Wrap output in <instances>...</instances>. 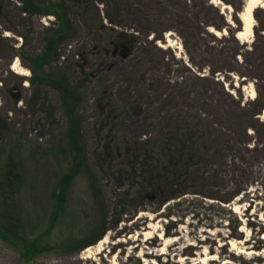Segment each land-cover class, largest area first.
Returning <instances> with one entry per match:
<instances>
[{
  "label": "rangeland",
  "instance_id": "374dc122",
  "mask_svg": "<svg viewBox=\"0 0 264 264\" xmlns=\"http://www.w3.org/2000/svg\"><path fill=\"white\" fill-rule=\"evenodd\" d=\"M245 1L79 5L75 21L81 34L60 45L63 57L56 63L33 72L31 61L42 50L44 31L57 22L53 15H25L19 0H0V264H264V189L251 187L249 194L220 207L210 195L228 197L233 167L228 163L218 178H209L220 155L211 154L210 163L194 152V138L185 140L204 121L224 127V113L242 116L228 94L242 104L258 95L264 102V8L253 10L252 34L238 39ZM225 23L229 26L222 28ZM109 27L129 33L132 41L113 52ZM14 62L26 75L11 68ZM55 65L80 82L77 140L88 152L111 127L120 145L138 140L146 150H164L173 139L178 147L191 146L181 154L188 166L180 165L181 180L172 186L183 193L180 197L130 207L127 216L117 225L111 219L101 238L87 246L103 227L94 193L100 184L113 194L116 182L106 174L99 182L90 178V170L77 164L83 160L70 151L60 94L41 78ZM216 67L240 73L214 72L220 85L213 83ZM213 100L222 106L211 105ZM256 117L264 122V109ZM224 153L228 160L242 161L228 145ZM172 155L178 158L179 151ZM243 155L240 165L247 166L253 153ZM252 165L263 178L264 154ZM160 171L164 178L165 170ZM230 207L242 238L228 236Z\"/></svg>",
  "mask_w": 264,
  "mask_h": 264
},
{
  "label": "trees",
  "instance_id": "16d2710c",
  "mask_svg": "<svg viewBox=\"0 0 264 264\" xmlns=\"http://www.w3.org/2000/svg\"><path fill=\"white\" fill-rule=\"evenodd\" d=\"M93 1L94 0H19L21 12L25 15H39V17L53 15L57 22L56 26L49 27L44 31L42 50L31 61L30 68L33 72H36L39 66L44 64L51 65V63H56L54 61L60 56L63 57L59 50L60 45L81 34L79 25L75 21V16L78 12L77 7L82 4L88 7L93 4ZM102 26L103 25H100L99 27L102 28ZM225 26L228 27L229 24L225 23L221 27L223 28ZM104 27L105 26H103V28ZM108 30L113 34V38L108 42L113 52H115L118 47H126L127 44L132 41V35L129 33L117 31L112 27H109ZM92 49H94V47ZM76 55L78 56V54ZM80 55L81 60L86 59L85 52H81ZM216 71H235L240 73L236 68L224 69L222 67H216L212 73L213 83L215 82L220 85H222V83L214 79L213 74H215L214 72ZM93 74L94 73L91 71L88 73V76L90 77ZM41 78L43 82L52 85L60 94L63 112L68 121L66 137L72 147L70 151L75 152L74 156L76 158L83 160V163L77 164L82 167L85 166L87 170H90L87 172H91V175H89L90 178L93 179V176H95L96 182H99L102 174H106V176H109L116 182L113 194L109 195L108 189L103 188L100 184L97 192L94 193L101 210L100 216L103 227L101 233L88 241V243H84V245H90L100 239L111 219L112 222L117 225L121 221L123 215L127 216L130 207L140 208L146 202L153 203L155 201L165 204L183 194L172 189V186L175 180H181L179 168L180 165L185 163L183 162L184 159H181V154H184L190 146L188 143H184L183 148H181L178 147L172 139L168 145H165L166 147L164 150H156L152 147L146 150L145 144H142L143 142L138 140L132 145L128 143H124V145L121 143L120 145L114 141L116 139L112 132L114 127H111L107 130L105 135L98 140L92 150L88 152L86 149H83L82 145H80V142L77 140L82 130V116L79 110V103L83 99V96L80 82L76 83L72 81L71 74L58 65L51 68L48 73H42ZM228 97L231 107L234 106L233 110L241 113L242 116L224 113L220 118H222V122H224L223 119L226 120L227 127H219L217 123L212 120H210V122L201 119V121L205 122V126L200 125V130L197 132L195 131L196 134L194 136L189 134L187 139H185L189 141L194 138V142H192L196 147L194 152L196 151V153H200L201 155L204 154L206 160L210 163L212 162V155H220L219 166H217V170H215V173L213 172V175L209 176V178H218V173L223 168L226 169L229 164L233 167L231 173L233 185L230 187L227 194L228 197L218 195L217 193L215 195H210L212 198H215L216 203L219 204L220 207L222 203H226L227 206H229L228 203L237 197L241 199L249 194L251 187H254V190L259 188L264 189V175L263 178H260L252 165L255 159L264 154V122H260L256 117L264 109L263 97L262 95H258L243 104L242 101L234 99L229 94ZM214 101L215 100H213L211 105L215 107L222 106L220 102L214 103ZM246 104L248 106H246ZM239 117H243V119L238 123ZM235 125L237 127H235ZM258 126L262 128L258 129ZM250 128H252L253 131H250ZM221 135H223L222 137H226L225 141L220 139ZM226 143L231 149L233 148L234 151L239 152L242 161L239 159H227L224 153L227 149ZM174 151H179L178 158L172 155ZM245 153H253V157H251L253 160L250 161L249 165L242 166L240 163L245 161L244 157H242ZM187 155L189 156L191 154ZM258 162L259 161H257L256 164H258ZM212 164L213 166L216 165L215 163ZM104 166L105 170L102 168ZM187 166V164H184V168ZM162 169L166 172L165 179L161 177L160 170ZM177 171L179 172L176 173ZM173 176H175L174 179ZM201 176H203V174H201ZM203 178L206 179L207 177ZM118 188L120 191H117ZM228 211L232 214V216L228 218L227 223L231 228V232H229L228 236L242 238L243 235L238 230L241 223L237 215L232 211L231 207ZM171 215L172 213L170 212L166 214L168 217ZM131 218H133L132 215L130 219Z\"/></svg>",
  "mask_w": 264,
  "mask_h": 264
},
{
  "label": "bare ground",
  "instance_id": "6f19581e",
  "mask_svg": "<svg viewBox=\"0 0 264 264\" xmlns=\"http://www.w3.org/2000/svg\"><path fill=\"white\" fill-rule=\"evenodd\" d=\"M223 7H225L226 9L229 8L228 5H223ZM264 8V0H246L243 6L242 11L239 13V18L242 21V26L239 30L236 31L235 36L238 39L244 38L245 35L247 34H252V30H253V10L255 8ZM210 32L219 35V31L209 27L208 29ZM166 35H170V33L168 32ZM12 69L15 70L16 73L18 74H23L26 75V71L21 68L20 66L17 65L16 62L13 63V65L11 66ZM255 93V90L252 88V94ZM169 238H166V240H168ZM101 242H105V238L102 239V241H100V243L98 244V246L96 247L97 249L100 248V244ZM92 247H89L88 249H90ZM87 249V250H88Z\"/></svg>",
  "mask_w": 264,
  "mask_h": 264
}]
</instances>
